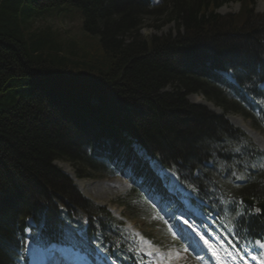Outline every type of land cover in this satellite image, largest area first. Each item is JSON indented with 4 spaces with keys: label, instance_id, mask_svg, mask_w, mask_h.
<instances>
[{
    "label": "trees",
    "instance_id": "trees-1",
    "mask_svg": "<svg viewBox=\"0 0 264 264\" xmlns=\"http://www.w3.org/2000/svg\"><path fill=\"white\" fill-rule=\"evenodd\" d=\"M228 1L239 12L219 14ZM254 1L0 0V264H23L26 228L40 246L102 247L137 264L122 224L83 197L55 160L78 178L130 176L166 201L151 188L146 162L157 161V174L172 171L206 212H220L244 236H264V218L240 203L264 200L262 153L224 117L238 113L264 128V13ZM149 14H166L175 33L143 37ZM39 15H77L102 50L65 52L46 27L30 28ZM193 93L223 114L191 103ZM239 174L245 183L231 190L226 183Z\"/></svg>",
    "mask_w": 264,
    "mask_h": 264
},
{
    "label": "rangeland",
    "instance_id": "rangeland-1",
    "mask_svg": "<svg viewBox=\"0 0 264 264\" xmlns=\"http://www.w3.org/2000/svg\"><path fill=\"white\" fill-rule=\"evenodd\" d=\"M239 10V2L228 1L219 7L217 12L225 15L235 14L239 12ZM253 10L257 14L264 13V0H255L253 3ZM165 15L166 14L161 16L149 14L143 16L140 21V34L143 37L166 35L168 33L174 34L176 31L175 24L172 21L168 22L167 20H164ZM80 20L81 19H79L77 15L72 19L39 15L31 22L30 28L43 29L46 27V30H50V32L56 36L61 47L64 48L67 53L70 52L76 56H80L86 51V53L100 52L102 49L97 36L86 33L81 27ZM244 51H246V49L242 47L238 49L237 53H242ZM166 89L169 90L171 88L167 87ZM187 99L191 103L205 106L211 111L214 110L211 108L214 104L206 100L202 94H190L187 96ZM230 117H235V121L230 119L235 125L239 126L236 122L237 118V121L240 122L241 120L245 124V127L250 129L249 132H247V130L240 126L248 133L256 144H258L256 140H264V132L260 129L253 128L250 120H244L240 114H232L229 115V118ZM54 164L69 175L74 174L73 165L69 162L57 160ZM73 179L78 180L75 176ZM80 181L81 182H78V185L82 188L83 191H80L83 194L87 195L97 203L108 206L114 215L122 218L132 230L136 232L142 231L141 233L146 237V244L153 246V249L157 251L154 260L155 262L161 264H206L204 255L200 254L198 250L188 249L186 247L187 241L185 242L183 239H178V217L176 218L175 215L171 214L169 209L164 211L160 206L157 207L158 201L156 196H153L152 199H150L152 206L147 210L144 205L145 199L133 197L131 202L126 200V195L132 189V184L125 177L98 176L95 174L94 177H86ZM172 181L174 182L173 179ZM174 202L173 199L172 203L173 205H176ZM163 204L164 203L162 202L160 205L163 206ZM186 207L188 208V203ZM30 250L31 246L27 244V264H40L37 262L36 256L34 258L30 256ZM57 250L49 253L52 257L49 264H52L53 261L59 264L64 263L68 259V255L62 256L60 250ZM62 250L63 252L70 253L68 250Z\"/></svg>",
    "mask_w": 264,
    "mask_h": 264
},
{
    "label": "bare ground",
    "instance_id": "bare-ground-1",
    "mask_svg": "<svg viewBox=\"0 0 264 264\" xmlns=\"http://www.w3.org/2000/svg\"><path fill=\"white\" fill-rule=\"evenodd\" d=\"M230 119L232 120V121H235V117H230ZM238 119L236 118V122L238 123V125L239 126H241L242 128H244L245 130H247V132H249V130L250 129H247V127H245V124L240 120V122L239 121H237ZM256 140V139H255ZM256 142L261 146V147H263L264 148V140L263 141H258V140H256Z\"/></svg>",
    "mask_w": 264,
    "mask_h": 264
},
{
    "label": "snow or ice",
    "instance_id": "snow-or-ice-1",
    "mask_svg": "<svg viewBox=\"0 0 264 264\" xmlns=\"http://www.w3.org/2000/svg\"><path fill=\"white\" fill-rule=\"evenodd\" d=\"M181 232H182V228L179 229V230L177 231V234L180 235ZM181 238L183 239V236H182V235H181ZM201 239H204V237L202 236ZM204 243H205V244H208V241H207V240H204ZM209 248H210V251H212V254H213L214 256H216L217 253H216L215 251L212 250L211 246H209Z\"/></svg>",
    "mask_w": 264,
    "mask_h": 264
},
{
    "label": "water",
    "instance_id": "water-1",
    "mask_svg": "<svg viewBox=\"0 0 264 264\" xmlns=\"http://www.w3.org/2000/svg\"><path fill=\"white\" fill-rule=\"evenodd\" d=\"M258 206L261 209V214L264 216V202L259 203Z\"/></svg>",
    "mask_w": 264,
    "mask_h": 264
}]
</instances>
